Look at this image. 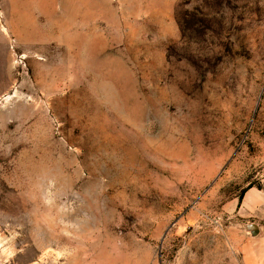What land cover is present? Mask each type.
Here are the masks:
<instances>
[{"label":"rangeland","instance_id":"374dc122","mask_svg":"<svg viewBox=\"0 0 264 264\" xmlns=\"http://www.w3.org/2000/svg\"><path fill=\"white\" fill-rule=\"evenodd\" d=\"M263 180L264 0H0V264H264Z\"/></svg>","mask_w":264,"mask_h":264},{"label":"crops","instance_id":"0c3cea01","mask_svg":"<svg viewBox=\"0 0 264 264\" xmlns=\"http://www.w3.org/2000/svg\"><path fill=\"white\" fill-rule=\"evenodd\" d=\"M240 212L241 214H245V216L257 215L264 218V180L261 189L250 188L246 191L240 204ZM263 237H261L260 240H258V238L249 237L248 242L252 245H257L259 243L264 246ZM249 258L255 259L258 257L251 254Z\"/></svg>","mask_w":264,"mask_h":264}]
</instances>
